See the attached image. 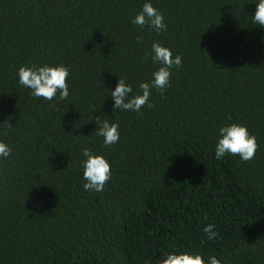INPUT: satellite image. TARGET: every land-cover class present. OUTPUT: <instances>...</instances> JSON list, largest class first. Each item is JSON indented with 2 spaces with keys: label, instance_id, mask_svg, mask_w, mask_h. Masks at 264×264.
Instances as JSON below:
<instances>
[{
  "label": "trees",
  "instance_id": "1",
  "mask_svg": "<svg viewBox=\"0 0 264 264\" xmlns=\"http://www.w3.org/2000/svg\"><path fill=\"white\" fill-rule=\"evenodd\" d=\"M144 2L0 0V140L11 148L0 160V264H160L165 252L264 264L257 0H151L160 33L130 23ZM153 42L181 67L163 94L152 90V107L113 112L118 77L134 95L151 80ZM43 64L68 68L66 100L17 83L19 67ZM95 117L119 125L116 144L103 145ZM231 123L256 137L250 161L214 158L217 131ZM82 148L110 164L103 191L83 189Z\"/></svg>",
  "mask_w": 264,
  "mask_h": 264
},
{
  "label": "clouds",
  "instance_id": "2",
  "mask_svg": "<svg viewBox=\"0 0 264 264\" xmlns=\"http://www.w3.org/2000/svg\"><path fill=\"white\" fill-rule=\"evenodd\" d=\"M254 25L264 27V0H257L255 12L251 16ZM130 23L143 28L147 26L154 32L160 33L166 30L163 14L152 6L151 0H145L139 12L131 19ZM139 42V41H138ZM151 60L158 65L152 72L151 80L139 84V94H133L131 83L126 78L118 77V81L109 95L113 101V112L122 110L125 112H140L145 106L152 107L150 96L156 89L161 94L169 86L171 70L179 69L182 65V57L173 55L171 49L153 42L151 45ZM17 83L29 90L30 95L42 98L45 101L66 100L69 97L67 78L69 70L64 65H32L21 66L17 69ZM93 119V118H92ZM96 135L102 137L105 147H111L120 139L119 125L100 121L95 117ZM4 123L0 124L3 125ZM11 129L12 125L7 122ZM257 149L256 137L251 135L246 126L236 123L225 124L217 131V141L214 148V158L222 160L226 155L238 156L241 161L247 162L253 159ZM11 155V148L0 140V160L7 159ZM82 179L85 191L100 192L104 190L105 183L111 179L110 164L102 155L92 153L88 148L81 149ZM214 225L208 224L203 228L207 240L217 238ZM160 264H222L215 256L205 259L198 253L190 252H165L162 254Z\"/></svg>",
  "mask_w": 264,
  "mask_h": 264
}]
</instances>
